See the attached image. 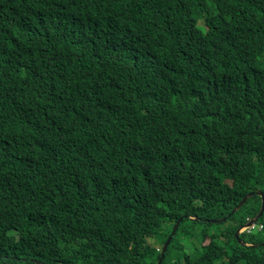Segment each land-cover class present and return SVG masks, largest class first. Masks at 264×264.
<instances>
[{
	"label": "trees",
	"instance_id": "1",
	"mask_svg": "<svg viewBox=\"0 0 264 264\" xmlns=\"http://www.w3.org/2000/svg\"><path fill=\"white\" fill-rule=\"evenodd\" d=\"M0 18V264H264V0Z\"/></svg>",
	"mask_w": 264,
	"mask_h": 264
},
{
	"label": "clouds",
	"instance_id": "2",
	"mask_svg": "<svg viewBox=\"0 0 264 264\" xmlns=\"http://www.w3.org/2000/svg\"><path fill=\"white\" fill-rule=\"evenodd\" d=\"M39 7V12H40V14H39V16L42 18V20H44V22H49L50 23V18H51V15H50V13H48V12H46L45 10H42L41 8H40V6H38ZM25 13V11H22V14H24ZM1 19V18H0ZM48 27V26H47ZM256 193L258 194V195H260L261 196V198H262V204H261V208H260V210H259V212L254 216V217H250V218H248L247 219V221L237 230V232H236V235L238 236V238H240V235L242 234V233H244V232H248V233H251V234H255V233H258V232H262V231H264V224H262L261 223V217H262V215L261 216H259L258 217V214L260 213V211H261V209H262V206H263V202H264V192L263 191H261V190H257L256 191ZM249 194H251L248 198H247V200L242 204V206L240 207V208H238V209H236L234 212H233V209L234 208H236L237 206H238V204L241 202V201H243V199L246 197V196H248ZM254 194H255V191H250V192H248V193H246L243 197H242V199L237 203V205L232 209V211H231V213L229 214V215H231V214H233V213H235L236 211H238V210H240L242 207H243V205L248 201V200H250L253 196H254ZM263 213H264V211H263ZM194 219H198V217H193ZM181 220H182V218H180L177 222H179V224H180V222H181ZM222 220H225V217H223V218H219V219H213V221L214 222H220V221H222ZM176 225V224H175ZM174 225V226H175ZM179 226V225H178ZM178 228V227H177ZM177 230V229H176ZM173 232V231H172ZM9 233L10 234H12L13 236H16L15 235V233H17V230H15V229H13V230H11V231H9ZM171 236V238H172V234L170 235ZM169 236V237H170ZM168 237V238H169ZM168 240V239H167ZM171 241V240H170ZM242 244H244V245H246L247 243H245L244 241H242V239H240L239 240ZM166 243V242H165ZM164 243V244H165ZM170 244V243H169ZM261 244H264V242L263 243H261ZM250 245H252V246H257L258 244H250ZM163 247H164V245H163ZM163 250V249H162ZM166 253V252H165ZM161 255H162V251H161ZM164 257H165V255H164ZM161 258V257H160ZM38 262H41L40 260H38ZM162 264V263H161Z\"/></svg>",
	"mask_w": 264,
	"mask_h": 264
},
{
	"label": "water",
	"instance_id": "3",
	"mask_svg": "<svg viewBox=\"0 0 264 264\" xmlns=\"http://www.w3.org/2000/svg\"><path fill=\"white\" fill-rule=\"evenodd\" d=\"M251 194H249L248 196H246L243 201H241L238 206L236 208L233 209V212L240 208L242 206V204L247 200V198L250 196ZM263 211H264V202H263V206H262V211L258 214V217L261 216L263 214ZM179 225V222L176 223V225L174 226L173 228V232L172 234L176 231L177 227ZM170 240H171V236L168 238V240L166 241V243L164 244V247H163V250H162V255H161V258L159 259L158 261V264H161L163 259H164V255H165V252L167 251V248L169 246V243H170Z\"/></svg>",
	"mask_w": 264,
	"mask_h": 264
},
{
	"label": "rangeland",
	"instance_id": "4",
	"mask_svg": "<svg viewBox=\"0 0 264 264\" xmlns=\"http://www.w3.org/2000/svg\"><path fill=\"white\" fill-rule=\"evenodd\" d=\"M261 211H262V209H261ZM260 211V212H261ZM12 235V234H11ZM183 239H185V238H183ZM158 247H161V245L160 244H158L157 245ZM186 248H187V250L189 251L190 250V243L189 242H187V244H186ZM39 263V262H38Z\"/></svg>",
	"mask_w": 264,
	"mask_h": 264
}]
</instances>
